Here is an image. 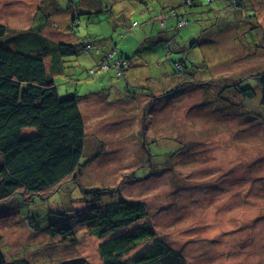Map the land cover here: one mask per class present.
Masks as SVG:
<instances>
[{"label": "rangeland", "instance_id": "374dc122", "mask_svg": "<svg viewBox=\"0 0 264 264\" xmlns=\"http://www.w3.org/2000/svg\"><path fill=\"white\" fill-rule=\"evenodd\" d=\"M145 2L0 0V24L11 31H40L46 23L43 34L53 42L91 43L90 52L81 50L75 60L78 80L60 79L61 94L69 91L82 98L86 144L81 164L89 163L83 183L117 188L124 199L143 201L147 222L187 264H264V125L247 117L245 110H254L237 108L234 95L222 93L225 104L216 94L228 81L264 71V1L246 0L241 10L229 13H223L222 1L194 12L187 11L182 0ZM107 5L110 9L102 8ZM85 10L88 14L76 16ZM217 10L222 15L215 22ZM185 12L188 24L181 29L174 15ZM160 17L164 20L158 22ZM256 27V37L250 36ZM175 33L180 35L178 43L197 40L191 60L204 62L201 67L210 68L209 77H196L189 88L152 101L147 94L153 91L160 97L178 83L167 77L164 84L147 82L148 74L158 77L165 68L169 71L161 49ZM110 49L115 54L105 57ZM120 55L127 63L118 77L113 64ZM105 58L111 69L100 67ZM122 95L124 101H118ZM164 136L179 143L174 166L144 174L148 150L155 163L163 160ZM71 197H77L73 190ZM52 198L61 200L59 195ZM55 203H50L52 209ZM19 208L18 200L0 206V245L8 257L23 255L33 264L74 257L100 263L99 241L84 227H78L79 244L71 248L58 236L29 228ZM40 212L37 222L42 224L44 211L35 213ZM145 246L140 244L131 256Z\"/></svg>", "mask_w": 264, "mask_h": 264}, {"label": "trees", "instance_id": "16d2710c", "mask_svg": "<svg viewBox=\"0 0 264 264\" xmlns=\"http://www.w3.org/2000/svg\"><path fill=\"white\" fill-rule=\"evenodd\" d=\"M98 1L101 4L106 0ZM218 1L223 2V13L239 11L243 7L242 3L246 2L182 0L186 10H191L190 12H194L193 8ZM135 2L147 5L145 0ZM90 3L97 6L94 1ZM102 8L110 9L108 5ZM218 11L213 12L215 22L222 15V12L221 15L217 14ZM111 13L114 15L113 11ZM86 14L87 10L76 16ZM187 15L189 12L182 16L174 15L176 26L182 27L181 29L187 27L188 22L184 20ZM163 20L160 17L158 22ZM45 24L40 31H11L0 24V206L14 200L20 201L19 214L29 228L58 236L71 248L79 244L76 237L78 227H84L89 236L99 241L98 264H187L164 238L156 234L151 223L147 222L148 209L143 201L126 200L117 194L120 191L117 188L88 187L89 184L82 182L83 171L89 165L81 164L86 144L85 125L80 111L82 98L69 91L61 94L60 79L64 78L65 83L66 78H71L70 82L78 80L80 66L75 60L81 50L90 52L91 43L84 41L82 45L76 46L71 42H53L43 34ZM162 25L166 28V24ZM170 29L174 32L175 28L170 26ZM257 29L253 28L254 32L250 36L256 37ZM178 35L179 33L173 34L161 49L163 64H169V71L165 68L164 73L158 77L148 74L147 78L148 83L158 80L157 83L163 84L162 79L165 77L172 80L177 78L178 83L164 91L160 97L153 96V91L147 94L152 101L170 97L189 88L196 77H209L210 68L204 70L201 67L204 62L191 60L190 54L197 45V40L190 37L178 43L175 40ZM261 36L260 43L264 47V34ZM111 53L115 54L110 49L105 57ZM111 57L113 59L115 55ZM124 61L122 55L114 60L116 63L113 67L118 77L122 76ZM120 64L122 67L118 66ZM100 67L111 69L112 65L105 58ZM200 85H204V82ZM222 93L237 97L239 104L235 106L241 108L246 105L254 110L251 113L246 109L247 117L264 125V71L255 76L228 81L224 89L216 93L219 101L227 104ZM91 96L94 97V93ZM124 98L125 95L117 97L118 101H124ZM162 139L163 160L155 163L154 154L148 150L144 165L148 172L144 174L171 170L174 166V152L179 143L167 136ZM152 143L157 144L158 140ZM144 174L136 178L141 179ZM72 190L77 197H71ZM115 194L117 199L109 198ZM55 195L61 196V200L53 199ZM52 201L57 202L54 209L50 207ZM41 204L43 207L47 205V209H41ZM77 205L80 208H76ZM42 210L44 221L41 224L37 220L42 212H35ZM142 243H146L143 250L131 256ZM0 264L33 263L23 255L8 257L0 245ZM57 264L89 263L84 258L74 257Z\"/></svg>", "mask_w": 264, "mask_h": 264}]
</instances>
